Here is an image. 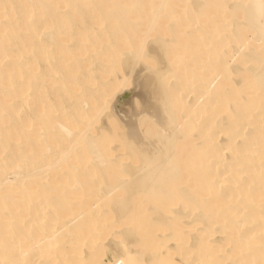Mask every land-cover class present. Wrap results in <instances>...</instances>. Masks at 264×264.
Instances as JSON below:
<instances>
[{
	"label": "bare ground",
	"instance_id": "obj_1",
	"mask_svg": "<svg viewBox=\"0 0 264 264\" xmlns=\"http://www.w3.org/2000/svg\"><path fill=\"white\" fill-rule=\"evenodd\" d=\"M0 264H264V0H0Z\"/></svg>",
	"mask_w": 264,
	"mask_h": 264
},
{
	"label": "rangeland",
	"instance_id": "obj_2",
	"mask_svg": "<svg viewBox=\"0 0 264 264\" xmlns=\"http://www.w3.org/2000/svg\"><path fill=\"white\" fill-rule=\"evenodd\" d=\"M62 39H64V40H65V38H64V37H63ZM133 87H134V86H132V88H133ZM123 98H124V97H123ZM122 103H123V102H121V103H120V105H122Z\"/></svg>",
	"mask_w": 264,
	"mask_h": 264
},
{
	"label": "snow or ice",
	"instance_id": "obj_3",
	"mask_svg": "<svg viewBox=\"0 0 264 264\" xmlns=\"http://www.w3.org/2000/svg\"><path fill=\"white\" fill-rule=\"evenodd\" d=\"M142 53H143V50H141L140 54H142ZM150 55H151V53H150Z\"/></svg>",
	"mask_w": 264,
	"mask_h": 264
}]
</instances>
